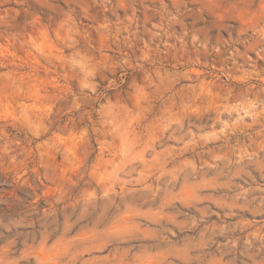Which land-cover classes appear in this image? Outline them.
<instances>
[{
  "label": "rangeland",
  "instance_id": "obj_1",
  "mask_svg": "<svg viewBox=\"0 0 264 264\" xmlns=\"http://www.w3.org/2000/svg\"><path fill=\"white\" fill-rule=\"evenodd\" d=\"M0 264H264V0H0Z\"/></svg>",
  "mask_w": 264,
  "mask_h": 264
}]
</instances>
